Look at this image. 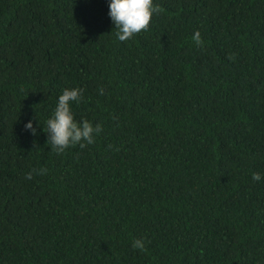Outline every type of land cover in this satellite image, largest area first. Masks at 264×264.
<instances>
[{
	"label": "trees",
	"instance_id": "1",
	"mask_svg": "<svg viewBox=\"0 0 264 264\" xmlns=\"http://www.w3.org/2000/svg\"><path fill=\"white\" fill-rule=\"evenodd\" d=\"M153 2L121 42L110 0H0V264H264V0ZM74 88L103 130L57 154Z\"/></svg>",
	"mask_w": 264,
	"mask_h": 264
},
{
	"label": "clouds",
	"instance_id": "2",
	"mask_svg": "<svg viewBox=\"0 0 264 264\" xmlns=\"http://www.w3.org/2000/svg\"><path fill=\"white\" fill-rule=\"evenodd\" d=\"M109 8V16L121 42L130 40L142 31H149L153 17L162 11L153 0H110ZM193 40L198 47H202L204 44L199 31L195 32ZM229 58L233 57L230 55ZM100 94H104L103 89H100ZM82 99V89H65L58 98L53 116L46 121L44 131L48 134L47 143L51 145V150L57 154H62L65 150L76 145L85 147L95 143V136L103 130L99 124L93 126L86 119L82 122L75 119L72 104L74 102L78 104ZM25 130H31L32 135H37V128L33 127L31 121L25 125ZM34 174H47V169H32L26 174L25 179H33ZM253 179L260 181L261 175L254 173ZM132 247L142 252L146 250L145 242L142 239L135 240Z\"/></svg>",
	"mask_w": 264,
	"mask_h": 264
}]
</instances>
